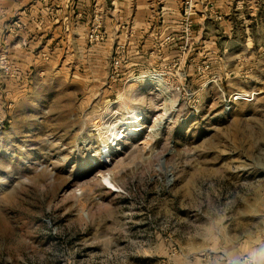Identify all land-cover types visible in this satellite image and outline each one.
I'll list each match as a JSON object with an SVG mask.
<instances>
[{"label":"rangeland","instance_id":"374dc122","mask_svg":"<svg viewBox=\"0 0 264 264\" xmlns=\"http://www.w3.org/2000/svg\"><path fill=\"white\" fill-rule=\"evenodd\" d=\"M34 1L0 6V264H264V0H192L169 44L153 0L138 55L132 17Z\"/></svg>","mask_w":264,"mask_h":264},{"label":"crops","instance_id":"0c3cea01","mask_svg":"<svg viewBox=\"0 0 264 264\" xmlns=\"http://www.w3.org/2000/svg\"><path fill=\"white\" fill-rule=\"evenodd\" d=\"M31 1L33 0H0V6L2 5L3 7H6L7 11H9L8 15H10L11 12L12 13L16 11L19 12L20 8L29 4ZM43 1L44 0H35L33 2L34 7L36 8L41 6ZM60 1L61 3L60 5L58 4V8L60 9L62 8V9L58 11H61L63 16H67L65 17V19H69L71 17L75 18L76 12H77L76 16L79 13H81V15H83V17L85 18L86 15L89 14L90 9H92L93 13L100 14L101 16L113 15V18L116 16L124 20L132 17L133 18L132 25H130V27L132 33L131 38L133 37L135 39L134 43H136V47H134V51H136L135 55L137 53L138 54L140 53L139 47H142V51L145 52H147V49L149 50L151 48V47L149 48V44H145V45L140 44L139 41L144 34L148 36V39H150V36L154 35V33L163 32L160 31L162 29L159 26L155 25V22L153 21L155 19L150 12L151 9L148 8L149 3H151L153 0H60ZM161 1L168 2L169 0H161ZM109 3L111 4L110 5L111 8L107 10V4ZM164 8L165 7H162V9ZM162 18H163V23L164 20L165 23L161 27H165V28L171 27L170 30L164 34L172 33L173 28L176 27L177 24L176 25L172 23L170 24L168 20L166 21L167 17L165 15L162 16ZM162 38L164 39L165 36H162ZM152 51L154 52V49H152L150 52Z\"/></svg>","mask_w":264,"mask_h":264},{"label":"bare ground","instance_id":"6f19581e","mask_svg":"<svg viewBox=\"0 0 264 264\" xmlns=\"http://www.w3.org/2000/svg\"><path fill=\"white\" fill-rule=\"evenodd\" d=\"M151 81H152V83H155L158 86L163 85V81L159 77H157V78L151 77ZM164 115H165V117H168V115H169L168 109H164ZM141 116L142 115L139 111H134V112L130 113L127 116V118L123 121L122 127H124V129L123 130L120 129L121 131L118 130V128H119L118 124H113L109 128L110 129L109 130L110 135H111V141L117 142L118 140L123 139L126 136H135V135H138L140 132H142V128H143L142 125L143 124L141 123V121H143L144 119ZM165 117L163 116V118H165ZM160 122L161 121H159V123ZM109 154L110 153L108 152V148L104 147L103 160L105 163H109L111 161ZM106 180L109 181L108 178H106Z\"/></svg>","mask_w":264,"mask_h":264},{"label":"built area","instance_id":"2783aa9c","mask_svg":"<svg viewBox=\"0 0 264 264\" xmlns=\"http://www.w3.org/2000/svg\"><path fill=\"white\" fill-rule=\"evenodd\" d=\"M183 4L185 6L184 11H183V20L180 23L179 26V34H169L167 36H165L164 38V43L165 44H169L172 43L173 41H177V40H182V39H187V37H189V35L191 34L192 30V22H188L187 18H189V9L192 7V0H183ZM96 23H94L93 28L91 29V32H89V40L92 41L94 39V35L95 33L98 31V29L101 27V23H98V16L96 17ZM179 35V36H178ZM97 38V36H96ZM124 50V48L122 49ZM121 53L124 54V51H122ZM153 54V52H151V55ZM122 62H123V58L119 57L116 59L115 63H114V67L116 69H118L119 67L122 66Z\"/></svg>","mask_w":264,"mask_h":264}]
</instances>
